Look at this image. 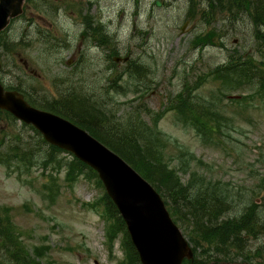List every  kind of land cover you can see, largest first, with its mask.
Returning <instances> with one entry per match:
<instances>
[{"label": "rangeland", "instance_id": "1", "mask_svg": "<svg viewBox=\"0 0 264 264\" xmlns=\"http://www.w3.org/2000/svg\"><path fill=\"white\" fill-rule=\"evenodd\" d=\"M77 1L27 3L24 16L14 20L1 38L0 81L21 87L38 106L57 103L64 96L61 91L75 89L88 97L84 101L89 106L88 102L104 104V118L118 117L125 123L134 105L135 112L144 105L150 113L139 117L160 140L154 141L162 145L159 159L171 169L172 179L211 188L230 184L242 193L233 205L245 204L246 209L247 203L259 201L264 209L260 181L264 177V97L243 86L228 89L209 72L229 59L264 61L258 29L245 7L239 12L233 4L231 13L230 4L213 9L208 0H161V6H156V0H92L97 7L85 0V8H80ZM127 54L130 61L140 62L139 80H130L123 72L129 64L113 62L114 56ZM115 78L119 86L111 97L107 82ZM183 88L191 89L194 102L214 101V115L224 128L214 141L196 132L170 103ZM229 94H237L238 100L228 98ZM164 111L162 119L154 117ZM15 138L30 152L38 150L40 154L33 157L37 164L3 162L4 148ZM49 153L29 125L0 112V207L29 257L33 255L37 264L140 263L128 255L124 232L112 239L108 236L112 221L99 177L80 172L67 176L68 167L45 163ZM72 159L61 151L55 162L59 166ZM162 186L168 203L166 185ZM178 210L172 216L179 218L195 258L205 259L208 249L195 246L209 244ZM35 247L42 253L35 255ZM237 261L245 264L240 258Z\"/></svg>", "mask_w": 264, "mask_h": 264}, {"label": "trees", "instance_id": "2", "mask_svg": "<svg viewBox=\"0 0 264 264\" xmlns=\"http://www.w3.org/2000/svg\"><path fill=\"white\" fill-rule=\"evenodd\" d=\"M209 8L214 7L217 4L225 7L230 4L229 11L234 13L233 8L236 4V11L244 6L245 10L251 18L253 25L257 27V36L261 40L262 44V55L264 56V0H208ZM204 13V12H203ZM4 34V33H3ZM2 35H0V43ZM136 62V61H135ZM133 62L128 60L126 64L129 66L123 71L128 75V79H137L138 68L141 65L140 62ZM132 64V65H131ZM210 74L214 79H220L223 85L228 89H233L234 86H243L250 88L255 92L254 94L259 95L260 98L264 97V61L258 63V61L250 59H229L223 64L217 65L212 70H209ZM142 74V78H143ZM115 84L108 82L106 92L110 91L112 97V91L119 86L117 78H115ZM4 83V82H3ZM6 88L18 89L23 92L21 87H16L11 83L4 84ZM244 88V89H245ZM191 89H185L178 95L170 99V103H173V108L177 113L184 117L185 121L189 122L188 125L195 127V131L201 132L206 138H210L214 141L215 135L223 131V126L220 124L221 121L216 119L214 115V101L207 99V101H193ZM63 98L57 103L41 104V107L46 110H52L56 113H60L69 120L78 123L80 126L86 128L93 135L99 138L102 142L110 146L116 153H119L129 164L146 179L154 185L162 196V185H166L165 194L169 196L167 205L170 209L171 215H175L176 210L179 208L178 213H181L183 217H186L192 221L195 229V234L202 237L209 246H204L203 240L202 245L195 246V249H208V255L205 259L199 260L194 259L191 264H238L237 259H241L245 264H264V209L260 207L259 203L251 202L247 203L246 209L243 205H233L234 202L242 196L241 191L233 190L228 187L230 184L216 186L211 188L201 184L199 186H190L192 180L187 181V184L180 183L172 179V171L168 165L159 159V155L162 151V145L159 147L158 143L160 140L154 138L153 129H145V126L139 117L145 111L150 113L149 109L139 107V110L134 109L129 119L125 123L118 117L116 120H111L103 117L104 104L98 105L97 103L87 104L81 102L76 95L75 89H67L61 91ZM194 94V93H193ZM85 98V97H84ZM237 101V100H236ZM114 104V102H113ZM171 109V108H170ZM96 110V111H95ZM9 115L13 121L16 120L9 112L0 110ZM159 113L155 114V118L159 116ZM25 126L27 124H24ZM35 134L39 135L40 140L43 144L47 145L50 153L47 155L45 163L50 161L57 167L63 165L68 167L67 176H71L74 173H86L90 176L96 177L95 171L79 161L75 156L72 160H66L65 163L56 164L55 159H58L62 149L48 145L44 140L42 134L39 133L33 126L29 125ZM155 141V142H154ZM9 146H5V155L3 162L12 165L16 162L25 163L30 161L31 164L36 163L33 157H37L38 150L30 152L29 146L22 143V140L15 138V140L9 142ZM40 145V144H39ZM1 159V158H0ZM33 160V161H32ZM49 162V163H50ZM45 166V165H44ZM48 166V165H46ZM28 168V167H27ZM162 179L165 183H161ZM262 188L264 189V177L261 178ZM98 182H101L98 179ZM168 185V188H167ZM246 192V191H245ZM235 197V198H234ZM165 202L166 196H164ZM106 207L108 215L112 221V226L108 229L109 238H114L118 232H124L126 237L127 252L128 255L135 256L136 260L139 261L134 245L131 243L129 234L126 231L125 222L120 216L114 203L106 195ZM182 202L179 206L178 204ZM184 202V203H183ZM179 206V207H178ZM237 206V207H236ZM186 209L184 210L183 209ZM232 210V211H231ZM185 211V214L182 213ZM177 215V214H176ZM175 221L179 222L177 216ZM257 240L255 248L252 247V241ZM262 241L259 244V241ZM258 243V244H257ZM259 245V246H257ZM35 255H39L42 251L35 247ZM0 261L1 264H37L33 255H28L24 243L20 240L15 233L14 226L11 222H6V216L3 215L2 208L0 207ZM190 264L189 261H186ZM39 264V263H38ZM140 264V263H137Z\"/></svg>", "mask_w": 264, "mask_h": 264}, {"label": "water", "instance_id": "3", "mask_svg": "<svg viewBox=\"0 0 264 264\" xmlns=\"http://www.w3.org/2000/svg\"><path fill=\"white\" fill-rule=\"evenodd\" d=\"M25 0H0V32L21 15ZM160 4V1L157 0ZM34 125L47 142L87 163L101 178L126 222L142 264H181L194 255L157 190L118 154L73 121L31 106L17 90L0 83V109Z\"/></svg>", "mask_w": 264, "mask_h": 264}, {"label": "flooded vegetation", "instance_id": "4", "mask_svg": "<svg viewBox=\"0 0 264 264\" xmlns=\"http://www.w3.org/2000/svg\"><path fill=\"white\" fill-rule=\"evenodd\" d=\"M63 1H64V2H66V1H71V2L73 3L74 0H63ZM91 1H92V0H90V1L88 2V6L91 5V6L97 7V6H96L97 4H96L95 2L91 3ZM73 4H74V3H73ZM76 4H77V6L80 7V8H85L86 1H85V0H78ZM122 15H123V13H122ZM136 19H137V17L135 16L134 20H136ZM134 22H135V21H134ZM133 27H134L133 32H135V31L137 30V28H136L135 26H133Z\"/></svg>", "mask_w": 264, "mask_h": 264}]
</instances>
